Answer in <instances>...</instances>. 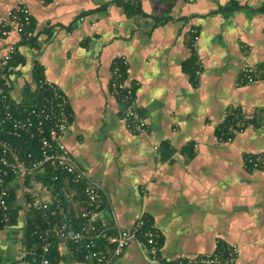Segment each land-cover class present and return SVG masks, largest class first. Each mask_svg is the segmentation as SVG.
<instances>
[{"label": "crops", "instance_id": "crops-1", "mask_svg": "<svg viewBox=\"0 0 264 264\" xmlns=\"http://www.w3.org/2000/svg\"><path fill=\"white\" fill-rule=\"evenodd\" d=\"M21 3L0 0V24ZM23 3L34 44L15 31L0 35V71L9 46L18 56L7 74L12 98L29 96L42 70L69 100L65 142L74 165L104 192L99 220L126 230L143 217L160 234L158 261L134 241L113 264H176L220 244L239 246L235 264H264V166L245 164L247 155L264 154V0ZM122 3L133 7L131 15ZM121 55L129 81L139 84L143 133L126 129L110 94ZM246 64L259 78L242 84ZM230 107L236 132L222 143ZM22 239L21 229L0 230V264H32L21 254Z\"/></svg>", "mask_w": 264, "mask_h": 264}, {"label": "built area", "instance_id": "built-area-1", "mask_svg": "<svg viewBox=\"0 0 264 264\" xmlns=\"http://www.w3.org/2000/svg\"><path fill=\"white\" fill-rule=\"evenodd\" d=\"M18 4L8 12V19L0 24V35L12 31L25 39L33 37L32 15L26 4ZM45 1V0H41ZM199 35L193 31L191 45ZM17 54L9 46L3 57L6 66ZM129 61L125 55L114 60L110 94L121 106V118L126 129L135 134L147 131V121L136 106L138 82L128 79ZM9 71V69H8ZM201 71L195 73L196 79ZM259 78V72L249 64L243 66L240 83ZM236 108L225 113L229 121L220 129L219 141L231 142L236 132ZM69 100L62 89L45 77L32 88L31 95L15 101L9 90L7 74L0 72V230L21 229L27 226L23 198L19 223L14 226L11 205L12 190L19 191L20 177L27 172L25 193L27 217L31 218V244L22 239L21 254L34 264H113L131 242L145 246L147 257L158 261L160 234L139 218L131 229L112 228L99 220L104 192L89 182L87 173L76 167L65 137L71 127ZM24 146L27 151H22ZM245 164L252 169L264 166V154H249ZM54 242L58 257L51 258ZM58 243L64 245V252ZM240 255L238 245H218L209 255L179 257L176 264H235ZM165 264V263H164Z\"/></svg>", "mask_w": 264, "mask_h": 264}, {"label": "trees", "instance_id": "trees-1", "mask_svg": "<svg viewBox=\"0 0 264 264\" xmlns=\"http://www.w3.org/2000/svg\"><path fill=\"white\" fill-rule=\"evenodd\" d=\"M122 5H124V8L126 9L127 13L131 15L132 12H133L132 11L133 7L132 6H129L127 4L125 5L124 3H122ZM31 30H32V28H31ZM23 40L25 42H28V43L30 42V43L34 44L33 43V41H34L33 38L25 39L23 37ZM17 58H18V56H17V54H15L14 57H13V59L6 66H4V69L2 71H0V72H2L3 74H8V72H9L8 69L9 70L11 69L10 67L13 64V61L16 60ZM194 69L195 70H194V73L193 74H194V78H196L195 73H196V71L198 69H196L195 66H194ZM43 77L44 76H43L42 70H40L39 68H37L36 75H35V78H34L35 79V85ZM31 90L32 89L30 88V90H29V94L30 95H31ZM228 123H229V121L226 122V125L227 126H228ZM27 148L28 147L24 146V149L22 151H24V150L27 151L28 150ZM10 199H11V205H12L13 214H14L11 223H12V225L16 226L19 223V216H20L19 215V212L22 209V205H21L20 201L17 199V193H16L15 189L12 190L11 198ZM29 215H30V213L28 214V217H27V226L24 228V239H25V243H27V244H31L34 241V238L31 237L30 223H31L32 220L29 217ZM0 228H1V225H0ZM57 257H58V253H57V242H54L53 249H52V253H51V258L54 261H56ZM26 259H29L32 262V259L31 258H26ZM32 264H34V263L32 262Z\"/></svg>", "mask_w": 264, "mask_h": 264}, {"label": "water", "instance_id": "water-1", "mask_svg": "<svg viewBox=\"0 0 264 264\" xmlns=\"http://www.w3.org/2000/svg\"><path fill=\"white\" fill-rule=\"evenodd\" d=\"M26 175H27V172H23L21 177H20V190L17 191V199L22 197L23 198V204L25 206V215H26V218H27V204H26V199H25V193L26 191L28 190L26 187H25V179H26Z\"/></svg>", "mask_w": 264, "mask_h": 264}, {"label": "rangeland", "instance_id": "rangeland-1", "mask_svg": "<svg viewBox=\"0 0 264 264\" xmlns=\"http://www.w3.org/2000/svg\"><path fill=\"white\" fill-rule=\"evenodd\" d=\"M10 238H12V237H10ZM22 238V235L17 239L18 240V242H19V240ZM13 239V241H15V244H18V242H17V240L15 239V238H12Z\"/></svg>", "mask_w": 264, "mask_h": 264}]
</instances>
